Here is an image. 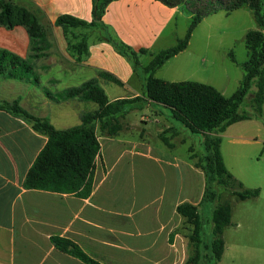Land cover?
I'll use <instances>...</instances> for the list:
<instances>
[{
    "label": "rangeland",
    "instance_id": "374dc122",
    "mask_svg": "<svg viewBox=\"0 0 264 264\" xmlns=\"http://www.w3.org/2000/svg\"><path fill=\"white\" fill-rule=\"evenodd\" d=\"M20 7L34 14L41 30L46 33L47 39L43 41L40 38L35 45L37 52L47 50L48 44H51L52 51L60 52L57 44L61 39L73 43L76 36L86 31L96 38L112 36L121 40L111 24L106 25L105 30L71 29L64 32L32 8ZM140 7L132 8L136 17L143 13ZM167 8L175 11L171 17L166 12L158 29L145 30L144 34L137 29L133 33L137 39L129 45L132 50L139 53V48H146L148 51L147 54H139L143 66L151 62L153 55L176 46L192 26L193 12L189 5ZM114 14H118L115 9L110 12L108 21H114ZM0 28L16 30L13 35L31 39L25 27ZM257 29L254 13L247 6L231 14L225 10L210 14L194 29L188 48L165 63L155 77L168 82L203 83L231 97L238 90L244 75L243 67L250 59L246 35ZM87 77L92 79L95 76L89 74ZM59 79L57 86H49L50 91L58 89L60 92L68 85V78L62 72ZM139 80L136 74L128 82L130 87L123 88L108 80H101L100 85L109 98L116 95L136 98L143 93ZM250 99L247 97L242 104L241 113H252ZM85 104L89 112L98 109L93 102ZM253 120L235 125L221 136L225 165L246 187L264 182V119ZM122 122L126 129L118 139L120 142L111 151L113 154L106 156V165H100L97 184H101V189L96 192L102 198L101 213L90 215L86 226L76 228L75 234L82 246L103 264H189L196 249L191 238L194 226L180 216L176 208L182 203L193 204L208 220L218 204L208 202L202 207L200 205L207 183L204 171L197 164L206 155V138L194 135L183 125L172 121L170 112L156 104L130 112ZM160 134L167 137L176 134L171 140L175 147L168 148L161 141ZM256 138L259 141H255ZM106 140L102 139L105 148ZM232 191L224 192L220 201L231 203L233 216L232 225L225 231L226 251L218 264H264V251L260 250L259 244L261 239L257 235L251 238L253 242L243 238L241 221L244 205L231 194ZM255 233L258 234L257 230ZM202 253L201 264H215L210 250L202 248ZM41 260L39 264H81L60 255L52 246L44 250Z\"/></svg>",
    "mask_w": 264,
    "mask_h": 264
},
{
    "label": "trees",
    "instance_id": "16d2710c",
    "mask_svg": "<svg viewBox=\"0 0 264 264\" xmlns=\"http://www.w3.org/2000/svg\"><path fill=\"white\" fill-rule=\"evenodd\" d=\"M92 21L88 22L75 16L60 15L55 25L66 31L71 29L105 30L103 17L109 5L118 0H92ZM161 4L177 8L188 6L193 12L192 26L186 37L172 48L153 55L151 62L143 66L139 53L119 39L112 36L104 38L121 56L125 57L139 76L143 93L136 98H122L111 101L97 80H91L80 87L63 92L59 99H79L93 102L98 110L82 116L79 126L57 130L48 120L37 118L23 109L18 101L9 103L0 99V110H5L22 118L33 129L48 138L44 149L28 172L24 188L43 190L61 194L88 198L94 186L97 159L101 153L100 137H117L126 128L122 122L134 110H142L147 105H159L170 112L172 121L183 125L194 135L204 136L206 155L200 158L198 168L206 176V190L201 207L208 202H218L208 220H205L198 206L182 203L176 212L194 226L192 240L195 242V255L189 264H201L202 248L212 253L215 264L221 262L225 253L224 232L232 225L233 207L230 202L220 203L222 194L233 189L231 194L238 201L259 197L258 189H245L227 169L221 152L222 134L239 122L263 118L264 108V0H155ZM247 6L253 13L259 29L249 31L246 46L250 59L243 67V79L238 90L226 97L210 85L197 82H168L155 77L165 63L176 57L188 46L194 29L210 14L225 10L227 14ZM0 26L12 29L25 27L31 37L33 48L41 38L45 41L46 33L41 30L38 19L29 10L12 1L0 0ZM89 35L76 36V42L68 43V51L79 55L78 60L88 53ZM26 62L17 55L0 50V73H7L12 78H24ZM101 77L117 85H123L115 76L102 72ZM250 99L252 113H241L240 108ZM173 131L174 129L171 128ZM176 135V134H174ZM160 134L161 141L170 149L175 145L172 137ZM210 237V239H208ZM53 246L84 264H103L91 257L74 241L60 237H51Z\"/></svg>",
    "mask_w": 264,
    "mask_h": 264
},
{
    "label": "crops",
    "instance_id": "0c3cea01",
    "mask_svg": "<svg viewBox=\"0 0 264 264\" xmlns=\"http://www.w3.org/2000/svg\"><path fill=\"white\" fill-rule=\"evenodd\" d=\"M156 2L155 0L114 1L109 5L103 21L105 25L114 26L124 43L133 45L137 39L133 33L137 29L142 34L148 29L156 30L166 12L171 17L175 11ZM15 4L32 8L36 14L45 16L54 24L57 18L64 14L88 22L92 21V0H19ZM133 7H140L143 15L136 17ZM114 9L118 14H114V21H108L109 14ZM59 28L61 29L57 26V29ZM15 31L0 28V50H7L17 55L26 62L28 68L24 71L23 79L0 73V99L9 103L18 101L20 106L31 115L48 120L57 130L79 126L82 123V116L89 113L85 106L86 101L59 99L63 92L80 87L91 80H97L100 84L101 80H106L101 77L102 72L118 78L123 88L130 87L128 82L132 75L136 77L132 65L125 57L117 53L104 38H96L87 31L81 33L89 35L88 53L80 60H78L79 55L68 51L66 40L61 39L57 44L60 52L52 51L51 44H48L47 50L37 52L30 38L13 35ZM61 72L68 78V85L60 92L58 89L54 92L50 91L49 86L55 87L61 81L59 79ZM89 74H94L95 77L89 79L87 77ZM44 77L47 78L43 80ZM122 98L125 97L116 95L110 100ZM262 119H264V108L263 118L259 120ZM243 122L247 120L236 123L228 129ZM121 133L117 137H100L101 153L97 159L93 191L88 198L43 190H27L24 188L26 176L46 146L48 138L35 131L24 119L0 110V264H39L44 250L50 246L60 255L73 258L53 246L51 242L53 236L74 241L99 261L82 246L75 229L86 226L85 222L90 215L98 216L101 213L102 198L96 192L101 189V184H97L100 165L102 164L103 167L106 165V156L110 157L113 154L111 151L117 146L116 143L120 142ZM105 138H107V148L102 142ZM256 140L259 141L258 138ZM258 184L247 187L243 184L245 189H258L260 195L255 199L241 201L244 205L241 227L243 238L253 242L251 238L257 235L258 239H261L260 250L264 251V182ZM250 203L254 205L250 206ZM256 230L258 234L255 233Z\"/></svg>",
    "mask_w": 264,
    "mask_h": 264
}]
</instances>
